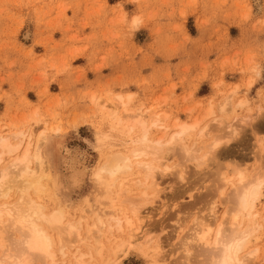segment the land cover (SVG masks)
Here are the masks:
<instances>
[{
	"label": "rangeland",
	"instance_id": "1",
	"mask_svg": "<svg viewBox=\"0 0 264 264\" xmlns=\"http://www.w3.org/2000/svg\"><path fill=\"white\" fill-rule=\"evenodd\" d=\"M135 18L141 23L134 27ZM116 96L148 120L201 121L199 130L206 128L204 136L196 131L185 139L194 159L177 149L167 154L155 173L157 188L133 162L107 200L94 173L108 155L131 147L130 119ZM19 131L29 133L32 146L45 133L39 201L49 208L63 203L74 225L86 220L77 235H61L67 257L57 255L58 262L68 264L72 253L88 262L91 253L90 264H105L114 241L127 240V226L105 227L100 238L89 226L95 214H124L134 242L115 264H209L208 245L184 241L196 223H210L215 234L233 208L238 173L246 184L256 174L263 180L256 210L264 214V0H0V134ZM164 131L150 135L156 140ZM11 160L5 156L1 167ZM96 240L102 258L92 252ZM255 248L250 264H264V228L248 242L247 251Z\"/></svg>",
	"mask_w": 264,
	"mask_h": 264
},
{
	"label": "bare ground",
	"instance_id": "2",
	"mask_svg": "<svg viewBox=\"0 0 264 264\" xmlns=\"http://www.w3.org/2000/svg\"><path fill=\"white\" fill-rule=\"evenodd\" d=\"M250 84L251 82L248 85ZM235 93L236 89L231 92V94ZM229 98L230 96L220 105L222 112L225 111ZM116 101L122 106L126 118L130 119V125L127 123L126 132L130 137L131 147L126 153L115 152L108 155L94 173L95 180L104 187L107 200H113L112 188L116 187L120 176L132 171L133 162L137 165L145 181L149 179L150 187L157 188L158 183L154 179L155 173L159 170V166H163L162 161L166 160L167 154L177 149L187 158L194 159L192 150L185 144V139L190 138L196 131H199L198 136H204L206 128L204 126L199 130L201 121L184 122L177 119L172 125L165 126V124H160L162 121L159 116L148 120L141 111L136 114L129 112L126 108L128 101H124L123 97L116 96ZM245 104L246 100H243L236 106ZM211 114L212 110L209 107L203 119ZM112 116L116 117V109ZM118 121L121 122V120ZM162 127L165 130L164 133L156 140L152 139L150 130ZM171 129L170 135L165 139L166 132ZM28 134L23 131L12 132L5 136L0 134V264H63L57 261V255L67 257V253H63L61 246V235L65 233L67 239L70 238V235H77L82 223L86 220L80 218L77 225H74L66 220L67 206L63 203L56 201L55 206L49 208L39 201L38 198L45 188L42 185V177L46 175V171L43 175L46 169L41 155V145L45 141V133L40 132L35 138L34 146H32V138ZM218 145L219 142L215 141L211 144V148L215 149ZM5 156H12V160L5 167H1ZM32 165L36 166V169L32 168ZM244 180V175L241 172L238 173L237 184L234 185L229 199L233 208L228 213L226 211L222 215L223 217L221 216L222 220L219 219L218 228L213 236H211V224L205 222L196 223L193 228L189 229L191 231L188 233H190L186 235L188 239L186 238L185 243H205L209 246L205 251L209 253V264H250L251 260L257 257L258 250L256 248L247 250L250 238L264 228V214L259 215L256 210L261 197L263 180L258 174L253 176L248 184ZM43 181L45 182V179ZM228 182L231 184V181ZM118 187L120 194L127 190L124 182L119 183ZM12 193L16 196L15 200L11 199ZM144 197L142 196V198ZM132 212L136 219H142L138 209L132 210ZM229 215L228 228L223 229L224 222L228 221ZM121 216L114 214L105 217L95 214V220L89 226L88 233H98L96 238L101 237V232L105 227L110 232L113 227L118 232H122V226H127V240L118 241L116 244L114 241L105 264H115L121 253L124 252L126 255L131 250L132 242H134L132 233L135 228H132L129 218L124 214ZM111 221L114 222V226L110 223ZM211 223H216L214 210L211 214ZM15 234L16 237L12 238ZM55 236H57L56 239ZM150 241L151 239L146 243ZM185 243L184 247L190 245L188 243L185 245ZM95 244L97 246L93 248L92 252L102 258L104 247L98 240L95 241ZM56 245H59L60 253L54 252ZM184 249L187 250V248ZM85 257L81 253H72L68 264H90L91 253L88 256V262L83 261Z\"/></svg>",
	"mask_w": 264,
	"mask_h": 264
},
{
	"label": "snow or ice",
	"instance_id": "3",
	"mask_svg": "<svg viewBox=\"0 0 264 264\" xmlns=\"http://www.w3.org/2000/svg\"><path fill=\"white\" fill-rule=\"evenodd\" d=\"M117 7H119V6H117ZM132 23H133V26L135 27V26H138V25L141 23V21H140L139 18H135V19L132 21ZM241 179H243V177H241ZM221 195H223V193H221Z\"/></svg>",
	"mask_w": 264,
	"mask_h": 264
}]
</instances>
